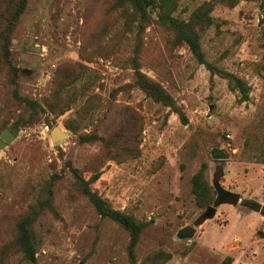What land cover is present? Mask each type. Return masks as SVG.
<instances>
[{
  "label": "rangeland",
  "instance_id": "obj_1",
  "mask_svg": "<svg viewBox=\"0 0 264 264\" xmlns=\"http://www.w3.org/2000/svg\"><path fill=\"white\" fill-rule=\"evenodd\" d=\"M202 1L178 0L173 14L186 19ZM105 6L106 0H27L12 34L11 61L19 69L21 96L42 105L53 72L63 63L84 65L94 82L57 118L39 110L30 124L17 129L12 125L29 110L12 98L8 87L1 90L0 122L15 137L0 149V243L48 180L55 212L44 211L32 223L33 260L11 253L7 264H127V232L101 219L83 196L69 192L71 168L87 179L89 173L82 169L99 146L98 141L78 143L77 134L106 135L125 106L143 120L140 154L121 163L107 161L89 186L112 208L148 222L135 246V264L158 248L171 254L164 264H264V217L248 207L264 204V161H257L264 145V0L215 4L212 23L200 37L205 58L248 86L242 102L225 79L210 77L185 45L169 46L161 27L151 22L141 33L139 68L181 106L186 123L133 85L127 63L133 31H125L107 55L91 48L92 43L104 45L119 28L105 32ZM88 95H93V107L75 132L66 129L63 121ZM55 126L65 137L54 142L50 131ZM214 147L228 157L212 159ZM201 162L207 164L208 182L217 180L242 202L216 205L212 217L193 225L204 209L194 204L189 178ZM185 225L194 227L189 237L178 235Z\"/></svg>",
  "mask_w": 264,
  "mask_h": 264
},
{
  "label": "trees",
  "instance_id": "obj_2",
  "mask_svg": "<svg viewBox=\"0 0 264 264\" xmlns=\"http://www.w3.org/2000/svg\"><path fill=\"white\" fill-rule=\"evenodd\" d=\"M238 0H205L196 5L186 19L179 18L173 13L178 5V0H106L103 15H105L104 30L108 32L110 26L118 24L104 45L93 44V38H87L91 42V48L99 54L106 55L111 51L115 41L123 36L125 31H133L134 43L132 54L127 58V63L133 70V85L137 86L146 97L154 102L168 107L175 113L181 123H186V118L181 106L175 104L171 95L160 83L150 79L141 72L138 62V54L141 47V33L145 27L153 22L166 32L169 46L185 45L191 56L198 64H202L209 72L210 77L217 75L225 79L230 91L235 92L239 102L245 101L248 95L246 83L233 73L218 68L209 62L201 49V33L212 23L210 12L217 3L232 7ZM27 0H0V93L3 88L9 89V93L15 101L22 103L29 114L26 118L19 117L12 125L17 129L20 126L30 124L39 110L52 114L57 118L69 110L78 98L84 96L94 82V76L87 72V68L80 63H63L53 72L48 96L40 105L35 100L21 96L18 92L19 69L11 61L10 44L12 34L16 28L20 15L26 8ZM104 31L100 29V35ZM106 34V33H105ZM95 41V40H94ZM261 76L264 79V65H261ZM93 95H88L75 109L72 118L63 121L66 129L75 132L78 125L86 117L93 107ZM143 120L139 112L132 106H125L119 122L106 135L96 133H78L77 142L98 141L99 146L95 153L85 162L82 171L89 173L85 179L80 169L71 168L73 177L71 194L83 196L96 214L102 219L107 218L125 230L128 241L125 246L127 264H135V246L138 242L141 230L147 225V221H138L132 215L112 208L108 202L101 198L95 190L90 188V183L96 180L100 174V168L107 161L121 163L134 159L140 154V134ZM5 123L0 122V131L5 128ZM9 129V128H8ZM258 162L264 161V145H260L257 152ZM205 162L199 163L198 168L189 178L190 193L196 207L207 208L215 202L216 192L212 183L208 182ZM50 180L40 188L35 204L28 211L15 218L9 228L10 237L0 243V264H7L11 253H20L25 258L31 259L36 246L32 231V223L37 215L44 211H51L52 188ZM171 254L162 249L149 252L141 264H164Z\"/></svg>",
  "mask_w": 264,
  "mask_h": 264
},
{
  "label": "water",
  "instance_id": "obj_3",
  "mask_svg": "<svg viewBox=\"0 0 264 264\" xmlns=\"http://www.w3.org/2000/svg\"><path fill=\"white\" fill-rule=\"evenodd\" d=\"M14 137H15L14 134L7 127L3 128L0 131V149L5 147L9 142H11V140L14 139ZM50 137H51V140L55 142L65 137V134L64 132L60 131L55 126L50 131ZM210 157L212 159L222 160L228 157V153L221 148L214 147L210 150ZM211 183L216 192L215 202L213 205L205 208V210L200 214V216L193 223V225H198L203 220L212 217L215 212L216 205L223 204V203L236 205L237 203L240 204L242 202V201H239L238 194L224 189L223 187H221V185L218 183L217 180H213ZM248 207L251 210L257 211L260 216L264 217V204L259 205L258 203L251 202L248 205ZM193 232H194L193 226L185 225L181 229L178 230V235L181 237H189L193 234ZM31 260H33V257L31 258Z\"/></svg>",
  "mask_w": 264,
  "mask_h": 264
},
{
  "label": "crops",
  "instance_id": "obj_4",
  "mask_svg": "<svg viewBox=\"0 0 264 264\" xmlns=\"http://www.w3.org/2000/svg\"><path fill=\"white\" fill-rule=\"evenodd\" d=\"M231 205V204H230Z\"/></svg>",
  "mask_w": 264,
  "mask_h": 264
}]
</instances>
